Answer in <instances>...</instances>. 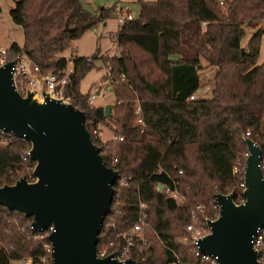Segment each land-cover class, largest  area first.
<instances>
[{
	"label": "trees",
	"instance_id": "obj_1",
	"mask_svg": "<svg viewBox=\"0 0 264 264\" xmlns=\"http://www.w3.org/2000/svg\"><path fill=\"white\" fill-rule=\"evenodd\" d=\"M86 2L16 1L8 15L21 27L22 44L11 43L5 61L23 54L43 73L62 70L67 62L60 53L70 41L109 14L104 7L91 11ZM137 4V14L117 32L118 56L100 57L121 80L110 86L114 102L107 117L103 106L88 104L89 92L81 93L78 87L94 67L95 54L70 55L69 102L83 112L91 142L103 163L116 172L95 249L98 252L110 240L108 251L122 244L118 234L134 223L141 201L148 228L134 237L128 256L135 258L140 249L142 264H171L173 253L193 262L190 231L185 228L192 205H204L200 214L212 217L214 194L232 192L239 202L247 153L244 137L259 147L261 164L264 160V61L257 64L264 31L253 30L245 47L240 46L245 29L255 27L262 17L264 0H137ZM200 59L215 67L208 98L194 95ZM135 100L146 126L142 131L134 122ZM99 125L111 131L109 139L94 134ZM28 149L26 140L3 135L0 186L26 175L24 167L32 169L34 162L23 155ZM170 179L186 204L164 192L165 186L172 188ZM47 233L48 229H32L29 217L0 205V264L25 260L50 264V252L43 246L49 245Z\"/></svg>",
	"mask_w": 264,
	"mask_h": 264
},
{
	"label": "water",
	"instance_id": "obj_2",
	"mask_svg": "<svg viewBox=\"0 0 264 264\" xmlns=\"http://www.w3.org/2000/svg\"><path fill=\"white\" fill-rule=\"evenodd\" d=\"M13 63L0 65V129L28 142L33 180L20 176L1 185L0 205L29 217L34 230L51 227L50 264H137L130 258L120 262L112 253L96 255L116 172L91 142L83 112L45 91L40 98L35 91L21 95L13 83ZM103 112L109 115V105ZM244 142L243 199L236 203L232 192L214 194L217 217L207 221L208 233L197 240L199 252L215 257L217 264H264L251 243L264 227L261 152L249 138Z\"/></svg>",
	"mask_w": 264,
	"mask_h": 264
},
{
	"label": "built area",
	"instance_id": "obj_3",
	"mask_svg": "<svg viewBox=\"0 0 264 264\" xmlns=\"http://www.w3.org/2000/svg\"><path fill=\"white\" fill-rule=\"evenodd\" d=\"M84 1H89V0H84ZM108 9H109V13L113 15L114 23L116 25V31L112 34V37H114L116 41V35L121 25L125 21L132 19L135 15L131 10L130 4L122 0H115L114 2H112L111 6ZM262 19L264 20V12L262 17L258 20V22L260 23ZM5 55H6V50L0 48V65L8 62L5 61ZM116 56H118V54H116ZM13 59H14V63L11 68L12 79L15 88L21 95H24L26 91L27 92L35 91L37 97L40 98L41 91H45L49 93L51 97L61 98L64 102L70 103L69 101L71 98V93L66 90L67 85L69 84V74L71 72L70 57L69 59H66V62H68V64H66V66L62 70L56 73L41 72L40 66L34 63L32 60H30L23 54L16 55ZM104 69H105L104 71L105 78H104L103 89H109L111 85L115 83H119L121 81L119 78H116L110 72L109 66L104 67ZM94 98H95L94 94H89L87 103L92 104ZM192 98L193 95L189 96V99ZM133 113H134V122L138 124L140 131H142V129L145 128L146 126L142 121L141 111L137 100H135L133 104ZM4 134L7 133H4L0 129V142H2V137ZM94 134L98 136L100 135V132L94 131ZM117 138L121 139V137H117ZM23 155L24 158L28 157V150H25L23 152ZM110 164L111 166L113 165L112 160L110 161ZM260 168L261 170L264 169L263 163L262 164L260 163ZM233 171H235V169ZM180 172L181 171L178 170V173ZM170 181L172 184V188L165 186L164 192L167 194L168 197H170L176 203L186 204L187 203L186 197L175 188V182L172 179H170ZM121 183L122 182H118V184ZM238 186L243 188V181L242 183H239ZM160 188L161 187H159V189ZM210 203L212 204L211 209L213 210L212 217H208L205 216L204 214H200L203 212L204 205L194 204L190 209L189 220L185 225L186 230L190 231L188 241L192 245L195 261L193 262L182 261L175 253H173L174 259L171 264H217L215 257L206 255L204 253H200L199 250L197 249V240L206 233H208L207 221L216 218L218 214V207L214 202V197L212 201H210ZM144 209H145L144 203L138 201L134 223L126 231L118 234V236L122 241V244L118 248H116L113 251H108V249L113 245V241L110 240L105 245L101 246L98 252L96 251V255L98 257H105L106 255L112 253L113 258L119 260L120 262H123L125 259L130 258L128 254L130 252V249L134 245V237L135 236L138 237L141 231L148 228V222ZM50 228L51 227L47 228L48 232ZM263 240H264V227L258 228L255 231L254 235L252 236V240H251L252 246L257 252V259L258 261L261 262H264ZM43 246L47 251L49 252L51 251L50 244L49 245L44 244ZM139 253H140V249H138V252L135 254V258H130V259L136 261L137 264H142V262H140L141 257ZM23 264H29V260L23 261Z\"/></svg>",
	"mask_w": 264,
	"mask_h": 264
},
{
	"label": "rangeland",
	"instance_id": "obj_4",
	"mask_svg": "<svg viewBox=\"0 0 264 264\" xmlns=\"http://www.w3.org/2000/svg\"><path fill=\"white\" fill-rule=\"evenodd\" d=\"M18 0H0V48L7 49L11 43H16L18 46L22 44V30L17 24L10 21L8 12L14 7L15 2ZM115 0H90L89 9L93 11L99 6L107 7L112 4ZM130 4L131 10L134 15L138 12L137 0H122ZM153 1V0H144ZM105 23L104 25L102 23ZM115 28V29H114ZM255 29H261L264 31V20L256 22V26L253 28H247L244 31L243 37L240 39V46L245 47L248 37ZM114 30V31H113ZM116 31V25L114 23L113 15L108 14L104 20L96 23L92 28L84 31L78 38L71 40L68 47L65 48L61 53L66 59H69L70 55H77L90 57L95 54L96 59L93 64L94 67L85 73L83 78L79 82V91L81 93L94 94L95 98L92 101V105H112L114 97L109 89H103L105 74L104 67L108 66L107 61H102L100 57L110 58L118 54L116 48V41L112 34ZM113 32V33H112ZM76 52V54H75ZM264 61V33L261 36L257 64ZM68 64V62H67ZM201 68L198 69V89L195 92L197 97L208 98L210 96V89L212 85V77L215 72V67L206 65L203 59H200ZM98 91L97 94L95 92ZM100 92V93H99ZM194 94V95H195ZM134 104V103H133ZM100 132L99 139L107 140L112 136L111 131L105 126H98ZM97 132V130H96ZM97 136V135H96ZM245 156V154H243ZM264 164V160H263ZM26 175L19 174L18 177L24 176L27 181H32L31 170L24 167ZM243 197L240 198L241 202ZM238 203V202H236Z\"/></svg>",
	"mask_w": 264,
	"mask_h": 264
},
{
	"label": "crops",
	"instance_id": "obj_5",
	"mask_svg": "<svg viewBox=\"0 0 264 264\" xmlns=\"http://www.w3.org/2000/svg\"><path fill=\"white\" fill-rule=\"evenodd\" d=\"M86 3H87L86 6L89 8V6H91V5H90V3H91L90 0L87 1ZM110 6H111V5H109V6H107V7H104V6H99V7H100V8H103V7H104V8H109ZM93 10H94V9H93ZM102 24L104 25L105 23L103 22ZM114 29H115V28H114ZM113 31H114V30H113ZM112 33H113V32H112ZM75 54H76V52H75ZM61 56H62V55H61ZM74 56H77V55H74ZM114 56H115V55H114ZM84 57H85V56H84ZM97 92H98V91H96L95 94H96ZM99 93H100V92H99ZM195 95H196V94H195Z\"/></svg>",
	"mask_w": 264,
	"mask_h": 264
}]
</instances>
